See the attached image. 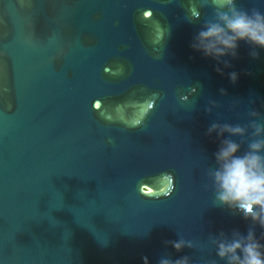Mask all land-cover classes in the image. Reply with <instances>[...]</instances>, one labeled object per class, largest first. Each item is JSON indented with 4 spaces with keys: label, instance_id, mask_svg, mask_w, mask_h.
I'll return each instance as SVG.
<instances>
[{
    "label": "water",
    "instance_id": "95a60500",
    "mask_svg": "<svg viewBox=\"0 0 264 264\" xmlns=\"http://www.w3.org/2000/svg\"><path fill=\"white\" fill-rule=\"evenodd\" d=\"M201 3L0 0V264H225L210 237L251 222L214 204L208 171L240 138L206 132L264 122V49L240 42L229 68L194 51Z\"/></svg>",
    "mask_w": 264,
    "mask_h": 264
},
{
    "label": "clouds",
    "instance_id": "9594fccd",
    "mask_svg": "<svg viewBox=\"0 0 264 264\" xmlns=\"http://www.w3.org/2000/svg\"><path fill=\"white\" fill-rule=\"evenodd\" d=\"M209 4L213 8L212 18L203 23L191 48L216 60L218 65L223 63L225 68H229L231 64L222 58H236L239 43L244 42L251 47L250 56L259 59L257 48L264 49V13L257 9L250 12L241 9L236 0H202L201 6ZM193 7L189 9L191 17L199 19L200 13L198 10L193 13ZM216 71L223 74L219 66ZM229 77L235 83L238 74L231 72ZM220 91L226 94L224 89ZM213 107H217L215 101L206 111L211 113ZM249 115L258 118L261 113L252 110ZM248 128L252 129L251 138L244 140ZM214 132L218 138L225 133L240 138L239 141L223 139L219 150L214 153L215 167L208 171V178L214 189V204L238 213L244 220L250 221L251 226L246 235L239 230H233L231 235L220 232L219 235L210 237V243L216 248V256L225 261V264H264V243H261L264 232L261 239L255 233L256 226L264 230V122L252 119L244 126L212 123L206 135L211 136ZM245 144L246 148L243 147ZM152 195L159 197L162 194L155 192ZM166 243H170L177 252L185 247L193 248L192 243L184 238ZM159 264H190V258L183 256L175 261L162 258ZM211 264H215V261Z\"/></svg>",
    "mask_w": 264,
    "mask_h": 264
},
{
    "label": "flooded vegetation",
    "instance_id": "af4514ba",
    "mask_svg": "<svg viewBox=\"0 0 264 264\" xmlns=\"http://www.w3.org/2000/svg\"><path fill=\"white\" fill-rule=\"evenodd\" d=\"M128 102L129 101H126V103H123V105H120L121 106L120 109L122 110L123 113H125V115L126 114H128V115L132 114L133 112H135V110L139 109L138 106H142L138 102H131V103H128ZM101 106H103V105H101ZM132 116H133L134 120H137L133 114H132Z\"/></svg>",
    "mask_w": 264,
    "mask_h": 264
}]
</instances>
